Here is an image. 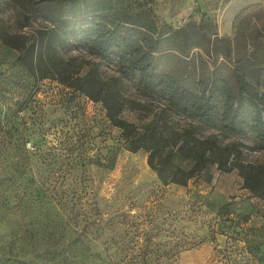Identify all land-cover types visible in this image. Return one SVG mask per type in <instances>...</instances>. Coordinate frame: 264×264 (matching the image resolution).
I'll return each mask as SVG.
<instances>
[{"label":"rangeland","instance_id":"rangeland-1","mask_svg":"<svg viewBox=\"0 0 264 264\" xmlns=\"http://www.w3.org/2000/svg\"><path fill=\"white\" fill-rule=\"evenodd\" d=\"M35 1L0 0V264H67L72 213L79 227L95 221L87 230L94 255L83 264H264V198L245 187L264 182V143L144 93L114 58L52 31L33 11ZM117 1L147 10L158 32L203 27L205 36L192 38L202 47L172 51L167 67L186 58L197 73L232 80V69L262 57L264 0ZM259 68L248 79L258 93ZM107 85L123 119L155 120L163 131L154 166L176 151L172 141L180 137L186 149L206 142L205 167L185 185H163L148 162L151 151L128 150L94 100ZM170 161L189 164L177 154ZM57 247L62 254L53 256Z\"/></svg>","mask_w":264,"mask_h":264},{"label":"trees","instance_id":"trees-1","mask_svg":"<svg viewBox=\"0 0 264 264\" xmlns=\"http://www.w3.org/2000/svg\"><path fill=\"white\" fill-rule=\"evenodd\" d=\"M32 9L53 25L52 31L68 32L90 50L105 58H114L123 73L132 76L144 93L162 95L168 107L182 109L199 122L222 132L243 134L249 130L255 141L264 143V75L262 92H253L248 81L253 78L255 69L264 66V50L259 64L248 63L249 69L241 65L232 69L231 80L220 72L197 73L191 59L179 60L175 68L163 65V59L172 51L185 53L191 47H202L200 41L192 40L199 34L205 36L201 25L190 32L187 27L158 32L147 10L118 4L117 0H39L32 4ZM94 100L102 102L110 122L121 130L128 150L151 151L148 162L163 185H185L209 160L206 142L186 149L184 140L174 137L172 143L178 145L176 151L169 152L154 166V151L160 145L165 146L163 131L155 120L137 125L123 119L119 115L118 96L110 85ZM175 154L187 161L188 166L171 162L170 157ZM218 166L226 169L221 161ZM245 187L264 198L263 181H247ZM71 207V211L75 209L74 205ZM77 214L72 213L65 223L67 264H83L85 257L94 255L88 246L87 230L95 221L79 227ZM59 239V236L53 238V244H59ZM61 254L58 247L52 251L53 256Z\"/></svg>","mask_w":264,"mask_h":264}]
</instances>
